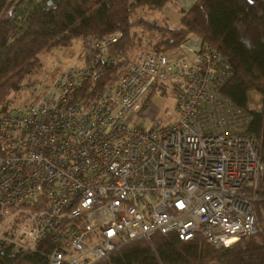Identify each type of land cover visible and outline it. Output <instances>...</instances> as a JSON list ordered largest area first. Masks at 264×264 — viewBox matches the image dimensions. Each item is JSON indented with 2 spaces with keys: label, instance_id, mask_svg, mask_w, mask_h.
<instances>
[{
  "label": "built area",
  "instance_id": "1",
  "mask_svg": "<svg viewBox=\"0 0 264 264\" xmlns=\"http://www.w3.org/2000/svg\"><path fill=\"white\" fill-rule=\"evenodd\" d=\"M121 35L87 36L75 63L0 112V240L49 264H100L156 233L215 246L257 233L264 163L249 111L222 91L228 58L199 35L176 53L121 54ZM162 86L176 119L133 123Z\"/></svg>",
  "mask_w": 264,
  "mask_h": 264
},
{
  "label": "trees",
  "instance_id": "2",
  "mask_svg": "<svg viewBox=\"0 0 264 264\" xmlns=\"http://www.w3.org/2000/svg\"><path fill=\"white\" fill-rule=\"evenodd\" d=\"M10 1L0 0V112L13 103L12 94L23 91L29 80L41 75L42 52L69 46L90 35L121 32L112 46L118 53L142 48L146 35L151 36L149 50L176 53L188 37L199 35L228 58L232 75L222 91L249 111V130L258 137L264 163V0H194L189 9L179 8L177 26L138 14L141 9L162 11L175 0H28L24 7L16 3L15 12L9 10ZM106 5L113 8L114 14H109ZM23 43L30 49L18 56L16 51ZM33 73L35 76L29 78ZM115 76L113 66L104 74L101 85ZM252 91L262 97L259 107L250 105ZM3 153L0 143V155ZM261 194L264 198V180ZM262 205H258L260 230L229 245L215 246L204 240L186 241L175 234L156 233L150 240L130 241L100 264H264ZM0 264L49 263L39 252L23 251L0 240Z\"/></svg>",
  "mask_w": 264,
  "mask_h": 264
},
{
  "label": "rangeland",
  "instance_id": "3",
  "mask_svg": "<svg viewBox=\"0 0 264 264\" xmlns=\"http://www.w3.org/2000/svg\"><path fill=\"white\" fill-rule=\"evenodd\" d=\"M27 1L28 0H12V5L9 7V10L15 12V5H17L16 3H20V6L24 7L25 2ZM43 1L44 0H34L35 3ZM8 2L11 1L8 0ZM189 3L190 2L185 3V0H175L174 2L168 3L162 11H148L146 9H141L138 11V14L151 20H158L161 23L167 22L171 26H177L181 18L179 8L185 7L184 9H188L190 8ZM106 9L109 14H114V10L111 6L106 5ZM148 38H151V36L146 35L145 44L140 49L151 48V44L149 43ZM84 39H76L69 46H58L51 51L40 53L39 59L41 67L43 69L40 70V73H43L47 68L54 64L62 68L75 63L82 51V48L85 47L83 42ZM27 49H30L29 45L27 43H23L17 49L16 53L18 56H21ZM137 50L132 51V53L136 52ZM34 76L35 73L31 74L29 78H33ZM24 95V91L12 94L11 101L13 103L21 102L24 99ZM261 100L262 97L259 94L255 93L254 91L250 93V105L252 107H259L261 105ZM175 101L176 94L173 90H171L170 87L166 90L158 89L153 93L146 109H144V111L136 119L133 120V123L150 127L152 125L165 124L166 122L174 121L177 116L175 110Z\"/></svg>",
  "mask_w": 264,
  "mask_h": 264
},
{
  "label": "crops",
  "instance_id": "4",
  "mask_svg": "<svg viewBox=\"0 0 264 264\" xmlns=\"http://www.w3.org/2000/svg\"><path fill=\"white\" fill-rule=\"evenodd\" d=\"M181 1V0H180ZM188 2H190L189 4V7H191L192 6V4L194 3V0H185V3H188ZM185 8V7H184ZM189 9V8H188Z\"/></svg>",
  "mask_w": 264,
  "mask_h": 264
}]
</instances>
